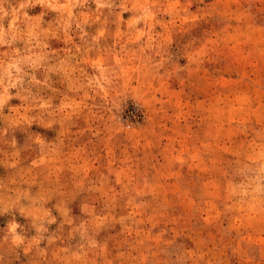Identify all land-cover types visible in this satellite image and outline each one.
Masks as SVG:
<instances>
[{"label": "rangeland", "instance_id": "rangeland-1", "mask_svg": "<svg viewBox=\"0 0 264 264\" xmlns=\"http://www.w3.org/2000/svg\"><path fill=\"white\" fill-rule=\"evenodd\" d=\"M0 264H264V0H0Z\"/></svg>", "mask_w": 264, "mask_h": 264}]
</instances>
